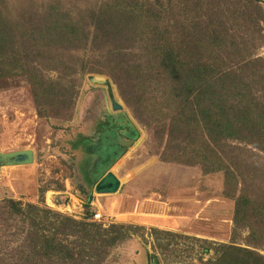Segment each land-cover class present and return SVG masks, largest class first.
I'll return each mask as SVG.
<instances>
[{
    "label": "rangeland",
    "instance_id": "obj_1",
    "mask_svg": "<svg viewBox=\"0 0 264 264\" xmlns=\"http://www.w3.org/2000/svg\"><path fill=\"white\" fill-rule=\"evenodd\" d=\"M111 1L0 0V14L12 25L19 54L34 59L44 78L62 85L72 83L76 91L69 109L55 111L52 106H44L47 115L41 116L26 78L0 82V153L33 150L35 154L31 165L1 168L0 264H157L156 260L159 264H217L224 253L228 259L223 264L256 263L258 255L264 258V240L250 237L249 224H235L236 200L231 197L237 199L245 190L259 201L255 210L264 203V150L238 140L218 148L235 173L238 188L228 185L224 172L206 173L192 151L202 144L196 132L187 137L188 131L181 127L174 136L169 135V120L165 118L174 115L175 106L160 94L162 83H151L147 76L140 37L129 42H93L101 9ZM150 3L162 5L161 37L173 41L181 54L190 51L208 65L212 57L223 69L243 68L240 76L262 88L264 65L245 69L243 63L264 59V0ZM58 13L67 14L88 29L90 41L85 48L51 46L46 55L35 49L43 43L37 40L39 32ZM211 39L219 40L211 46ZM74 64L87 68L67 75V66ZM90 68L95 72H87ZM139 90L140 94L144 92L142 99L134 96ZM256 90L260 95L261 90ZM154 96L159 99L154 100ZM114 103L123 107L138 131L135 144L111 168L123 185L117 196L122 201L125 196L134 197L125 207L130 210L131 204L137 206L139 213L141 203L135 197L141 198L138 192L143 184L147 192H162L167 181L180 182L183 196L187 194L190 200L181 203L180 216L194 218L209 211V225L202 222L206 217L202 214L201 223L195 221L188 226L193 231L179 234L130 224L124 217L105 211V207L92 206L96 192L87 181L93 176L91 150L111 129L109 111L120 113L113 109ZM154 108L160 111L156 120L149 112ZM165 158L180 162H167ZM209 197L211 202L206 203ZM201 198L209 208L201 207L197 202ZM96 213L102 215L101 220L95 218ZM224 245L250 249L254 255L226 250Z\"/></svg>",
    "mask_w": 264,
    "mask_h": 264
},
{
    "label": "trees",
    "instance_id": "obj_2",
    "mask_svg": "<svg viewBox=\"0 0 264 264\" xmlns=\"http://www.w3.org/2000/svg\"><path fill=\"white\" fill-rule=\"evenodd\" d=\"M162 15V5L160 7L156 3L153 5L150 0L142 4L129 0L111 1L101 9L92 40L94 43L105 41V39L129 42L130 39L140 37L139 40L144 45L143 54L147 61L146 69L149 73L147 76L151 77V83H162L160 94L167 103L175 106L174 115H166L168 118H165L169 120V135L174 136L181 127L188 131L187 137L196 132L202 144L192 151L205 172H224L228 185L238 188L235 173L223 161L218 148L228 141L238 140L264 150V83L262 88L258 85L255 87L249 78L240 76V70L242 71L243 68L235 71L228 67L223 69L212 57L209 58L208 65L190 51L181 54L178 47L172 43L173 41L167 42L164 37H161L164 33L159 23ZM39 34L40 37L37 40L43 43L35 46V49L45 55L46 51L49 53L51 46L59 45L58 47L68 50L81 49L85 48L90 41L88 29L74 22L67 14L54 15ZM218 40L211 39L209 44L215 46ZM183 47L185 50L186 47L184 45ZM45 57L48 58V55ZM258 64L264 65V59L244 62L243 66L249 69L248 67ZM64 66L66 67V63ZM67 68L65 70L67 75L68 73L76 75V73L84 72L87 67L83 65L79 68L74 64L68 65ZM93 68L87 72H95L96 69ZM37 69L34 59L31 60L19 54L12 25L0 14V82L7 83L15 77L26 78L33 89L41 116L47 115V111L43 110L44 106H52L55 111L69 109L76 97L74 85L72 83L62 85L48 80L41 76ZM262 79L264 82V73ZM255 88L258 92L259 89L261 90L260 95L256 93ZM134 93V96L140 99L144 96V92L140 94V90ZM152 98L156 100L158 96ZM44 100L46 103H43ZM125 100L130 104L128 98ZM59 105L60 108H57ZM167 109L171 110L169 106ZM149 112L153 119L160 116V111H156V108L150 109ZM203 147H206L207 151ZM164 161L180 162L170 158H165ZM231 198L236 200L235 224H249L250 237L263 241L264 203L260 202L258 209L255 210L254 205L259 201H255L254 197H250L245 190H242L237 199ZM259 217L263 219L257 223L256 218ZM256 224H259V227L255 229ZM225 246L222 248L242 251L245 255H249L248 257L254 255V251L250 249ZM227 259L228 256L224 253L216 263L223 264ZM262 261L264 258L258 255V258L255 257L254 260L256 263L253 264L263 263Z\"/></svg>",
    "mask_w": 264,
    "mask_h": 264
},
{
    "label": "crops",
    "instance_id": "obj_3",
    "mask_svg": "<svg viewBox=\"0 0 264 264\" xmlns=\"http://www.w3.org/2000/svg\"><path fill=\"white\" fill-rule=\"evenodd\" d=\"M11 167V166H6ZM2 170H0V178L2 177ZM91 173H95L94 169H91ZM114 173V172H113ZM115 174V173H114ZM117 176V174H115ZM118 177V176H117ZM119 178V177H118ZM121 181V180H120ZM168 183L165 184V188L162 192L157 191H151L150 192L146 189V186L143 184L142 188L140 189V192H138V196L141 195V198L135 197L136 200L140 201L141 206L139 208L138 213V207L130 205L131 209L129 210L125 205L130 201L132 202L134 200L133 196H125L123 201L121 200V197L117 196L123 187L121 182V188L120 190L115 194H97L93 193L94 198L91 200L92 206L99 205L101 208H104L105 211L111 212L114 215H120L121 217H124L127 222L130 224H141L143 226L152 227L157 230H164L167 232H179V234H188L192 230L193 227L190 226V223H194L195 221L201 223V219H203L204 213L197 215L196 217H183L180 216V212H182V205L181 203L190 201L188 200L187 194L183 196L182 190H181V183H172L171 181H167ZM7 186V185H6ZM145 186V187H144ZM1 190H3L0 187ZM99 196V197H96ZM104 196H111L108 198V200L103 199ZM193 196L192 198H194ZM191 198V197H190ZM77 199V198H76ZM204 198L199 199L197 202L202 203L201 207L203 208H209L205 204ZM126 200V201H125ZM125 201V202H124ZM196 201V200H194ZM211 198L209 197V200H207L206 203H210ZM110 203V204H109ZM74 206V205H73ZM127 206V205H126ZM213 207V206H211ZM206 217L202 221L203 223H206L209 225V211L207 214H204ZM199 216V217H198ZM220 217V216H218ZM196 218V220H195ZM188 224V225H187ZM187 225V226H186ZM198 226V225H196ZM187 227V228H185ZM196 236H198L199 232H195Z\"/></svg>",
    "mask_w": 264,
    "mask_h": 264
},
{
    "label": "water",
    "instance_id": "obj_4",
    "mask_svg": "<svg viewBox=\"0 0 264 264\" xmlns=\"http://www.w3.org/2000/svg\"><path fill=\"white\" fill-rule=\"evenodd\" d=\"M113 109L120 112L113 114L109 111V127L105 139L95 143L91 152L94 154L92 168L95 173L91 180V189L97 194H115L121 188L120 179L112 172V166L135 144L138 131L120 104L114 103ZM35 161L33 150L0 153V170L6 166L31 165ZM156 263L159 264L158 260Z\"/></svg>",
    "mask_w": 264,
    "mask_h": 264
},
{
    "label": "built area",
    "instance_id": "obj_5",
    "mask_svg": "<svg viewBox=\"0 0 264 264\" xmlns=\"http://www.w3.org/2000/svg\"><path fill=\"white\" fill-rule=\"evenodd\" d=\"M95 218H96L97 220H101L102 215H101L100 213H96V214H95Z\"/></svg>",
    "mask_w": 264,
    "mask_h": 264
},
{
    "label": "bare ground",
    "instance_id": "obj_6",
    "mask_svg": "<svg viewBox=\"0 0 264 264\" xmlns=\"http://www.w3.org/2000/svg\"><path fill=\"white\" fill-rule=\"evenodd\" d=\"M106 84H108L107 82H105Z\"/></svg>",
    "mask_w": 264,
    "mask_h": 264
}]
</instances>
